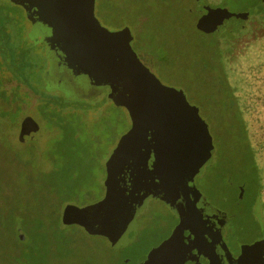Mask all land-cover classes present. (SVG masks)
Returning a JSON list of instances; mask_svg holds the SVG:
<instances>
[{"label": "water", "instance_id": "water-1", "mask_svg": "<svg viewBox=\"0 0 264 264\" xmlns=\"http://www.w3.org/2000/svg\"><path fill=\"white\" fill-rule=\"evenodd\" d=\"M8 1L22 7L33 28L32 38L47 48L49 85L94 100L110 89L108 98L131 120L106 161L103 198L85 206L66 205L63 225L80 226L117 248L133 239L136 216L150 197L163 200L182 216L176 202L188 176L191 181L202 176L199 181L204 183L206 171L215 168L216 185L229 182L232 172L239 182L259 185L253 173L233 170L215 153L210 127L199 108L189 103L180 86L163 84L143 63L132 46L131 29H108L100 23L97 0ZM248 17L249 13L208 7L196 28L220 37L223 31L238 29L237 21ZM42 138L39 123L26 117L19 141Z\"/></svg>", "mask_w": 264, "mask_h": 264}, {"label": "rangeland", "instance_id": "rangeland-1", "mask_svg": "<svg viewBox=\"0 0 264 264\" xmlns=\"http://www.w3.org/2000/svg\"><path fill=\"white\" fill-rule=\"evenodd\" d=\"M197 1L199 0H100L96 5V16L100 23L108 29L129 27L134 37L132 46L143 63L163 84L180 86L189 103L198 107L202 116L204 112L193 100L191 91L195 89L193 81L197 77L195 59L200 56L198 52L202 53L209 49V39L195 27L200 10L193 16L187 13L190 5L198 6ZM221 2L220 6L231 14L249 13L247 21H237L238 31L236 33L233 34L232 30L223 31L221 37L223 48L229 47V51L232 52L228 56L230 64L228 65L227 62L226 68L231 70V80L237 87L236 95L240 98L239 102L247 107L246 110L249 113L251 111L263 112L264 16H260V13H264V4L262 0H224V2L222 0ZM175 5H178V8ZM104 7L107 8L108 13L104 12ZM144 14L148 16L141 21L140 16ZM176 15L179 17L178 21H175ZM139 24L140 30H135V26ZM27 26L31 27L30 22ZM44 49L48 52L46 46ZM59 96L61 102L70 104L74 109L70 112L72 116L69 119L72 120V124L68 131L61 129L58 134L56 133L57 136L55 134L52 136L47 132L49 130L47 125L39 124L43 133L42 140H33L27 144L19 141L21 128V123H19L11 132V138L19 145L17 148L19 150L16 153L14 151L13 154L8 152L12 154L9 158L0 156V169L6 168L11 172L7 184L11 187L12 196L17 197L28 209L41 199L58 201L65 193L64 186L79 188L69 191L76 205L101 200L105 191L106 161L119 138L130 127L127 113L117 108L107 95L96 100L66 96L64 92ZM202 118L208 121L205 115ZM217 124L218 127L214 129L218 130L220 139L219 142L217 141L219 146L214 142L215 147L217 151L225 154L223 151L230 143V138L227 136L229 120L224 116L218 120ZM215 130L213 132L210 127L214 138L216 137ZM257 131L258 126L256 125L253 133L260 140L258 143L264 145V132ZM40 148L53 161L55 173L49 180L54 185H46L45 181L29 177L23 167L24 159L26 161L24 164L28 166L37 162L38 166L35 165L39 170L37 176L42 180L43 172L36 155ZM30 150L36 152L33 153L35 156L28 155L31 154ZM1 153L9 155L6 151ZM18 161L22 167H19ZM260 162L264 166V154L260 157ZM204 176V185H216L215 168L208 169ZM17 203L16 200L13 202V204ZM56 218L62 224L61 219L58 216ZM139 220L141 226L143 224L148 227L147 230H150L149 240L151 239L149 235L153 236L160 230L161 235L167 233L174 223L170 211L156 201L149 202L148 208ZM65 228L60 230L69 235L67 240L72 246L68 250L65 251V243L54 232L49 231L40 240L47 245V252L26 253L22 246L16 245V238L11 229L1 231L0 264H39L44 261L43 256L47 261H54L53 264H122L124 259L135 264L129 259V254H121L113 249L105 238L90 237L79 226ZM22 237L25 236L22 235ZM143 249V247H138L132 253L140 254Z\"/></svg>", "mask_w": 264, "mask_h": 264}, {"label": "trees", "instance_id": "trees-1", "mask_svg": "<svg viewBox=\"0 0 264 264\" xmlns=\"http://www.w3.org/2000/svg\"><path fill=\"white\" fill-rule=\"evenodd\" d=\"M202 1H197L199 4L196 7L190 5V8L187 9L189 16L197 14ZM207 1L209 8H222L220 6L222 0ZM175 7L178 8V5ZM104 12L108 13L106 7H104ZM147 16V14L141 15V21ZM260 16H264V13H260ZM178 18L176 15L175 21H178ZM28 23L22 7L14 5L8 0H0V156L2 158H9L14 151L16 153L19 150L17 149L19 145L11 138V132L26 117H32L35 120L37 117L36 121L39 124L47 125L49 129L47 132L52 136L54 134L57 136L61 129L68 131L72 124V120L69 118L72 116L70 112L74 110L73 106L61 102L59 95L64 91L49 85L46 81L45 75L50 68V59L44 49L45 45L32 38L33 28L32 25L28 28ZM121 28L123 26L115 29ZM135 30H140V24L135 26ZM237 31L238 29L232 30V33ZM203 35L209 39L208 48L210 50L198 52L200 56L195 59L194 66L197 77L193 81L195 89L191 91V95L195 103L203 110V115L207 117V122L213 132L218 127L219 119L224 116L228 118L229 132L227 136L230 138V143L226 145L223 155L233 165L235 164V167L238 166L237 169L253 173L256 176L264 206V166L260 162V157L264 154V145L258 143L260 140L253 133L256 125L258 126L257 132H264V111L249 113L246 110L247 107L241 105L240 98L236 95L237 87L231 80V70L226 68V63L230 64L228 56L232 52L229 51V47L223 48L221 36L205 32ZM64 94L71 96L65 92ZM230 132L232 134H229ZM215 136L214 138L213 135V138L217 144L220 139L218 130H215ZM56 140L59 141V139ZM31 141L33 140L26 143ZM4 151L12 154L3 155L1 152ZM30 153L28 155H34L33 153L36 152L30 150ZM36 155L43 172L42 180L37 176L39 171L36 167L38 166L37 162L28 166V164H24L26 162L24 159L23 167L27 175L38 181H45L46 185H54L49 180L55 173L52 159L48 158L41 148ZM19 167H22V164H19ZM10 173L6 168L0 169V232L11 229L16 238V245L22 246L26 253L47 252V245L40 240L51 231L65 243V251L68 250L72 246L71 242L67 240L69 235L60 230L66 229V226L57 221L56 217L61 219L60 214L64 207L74 204V199L69 191L79 188L64 186L65 193L58 201L41 199L28 209L17 197L12 196L11 187L7 184ZM15 200L18 201L17 204H13ZM22 235L25 237L22 238ZM28 240L29 242H27ZM42 259L44 261L39 264L54 263L52 260L47 261L45 256Z\"/></svg>", "mask_w": 264, "mask_h": 264}, {"label": "flooded vegetation", "instance_id": "flooded-vegetation-1", "mask_svg": "<svg viewBox=\"0 0 264 264\" xmlns=\"http://www.w3.org/2000/svg\"><path fill=\"white\" fill-rule=\"evenodd\" d=\"M208 7L207 0L200 3L196 23L208 12ZM109 93L110 89H107L100 97L108 96ZM214 142L213 138L215 153L223 156L217 151ZM223 158L233 170L237 169ZM227 169H230L229 165ZM229 175V182L218 185H203L199 181L202 176L195 177L193 181L188 176V185L180 186L176 202L182 216L170 209L163 200L150 197L136 216L137 231L133 239L123 246L112 248L121 254H129V259L135 264H264V206L260 185L239 182L233 172ZM249 179H252L251 176ZM150 201L166 207L174 223L167 233L161 235L160 230L153 236L149 235V240L150 230L143 224L141 226L139 218ZM138 247H143V251L140 254L132 253ZM123 261L122 264L130 263L127 259Z\"/></svg>", "mask_w": 264, "mask_h": 264}]
</instances>
